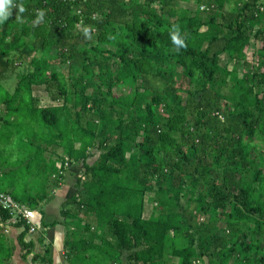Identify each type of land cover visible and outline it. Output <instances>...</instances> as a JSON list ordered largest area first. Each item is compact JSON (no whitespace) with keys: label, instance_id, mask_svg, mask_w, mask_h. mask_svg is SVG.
Masks as SVG:
<instances>
[{"label":"trees","instance_id":"obj_1","mask_svg":"<svg viewBox=\"0 0 264 264\" xmlns=\"http://www.w3.org/2000/svg\"><path fill=\"white\" fill-rule=\"evenodd\" d=\"M19 2L0 26V146L20 187L2 193L42 213L79 164L69 264H264V0ZM12 218L33 249L0 207V264Z\"/></svg>","mask_w":264,"mask_h":264},{"label":"crops","instance_id":"obj_2","mask_svg":"<svg viewBox=\"0 0 264 264\" xmlns=\"http://www.w3.org/2000/svg\"><path fill=\"white\" fill-rule=\"evenodd\" d=\"M4 162L6 161H3V163ZM9 162L10 160L6 163ZM3 163L2 160H0V175L1 173H7V171L13 167V164L6 166V164ZM77 166L79 168L78 163H65V172L63 173L64 177L62 182L57 188L53 190L52 188L48 189V191H51H49L47 199L40 203L39 208L41 207L42 213H40L39 210H29L27 207L22 205L24 209L29 212L36 227L35 232L29 231L24 237L25 242L32 241L33 243L32 252L27 256V258L22 257L23 247L19 245L17 241V235L21 229L11 226V223L15 221L13 218L9 221V225V222L7 223L5 226L7 236L13 240L15 245V249L12 253L11 264H69V255L67 253V249L65 248L66 226H64L61 222L60 212L63 209L64 202H66V200L74 194L75 180L72 178L76 176L75 173L78 172ZM3 186L8 189L10 188L5 182ZM0 194H3L2 190H0ZM42 223L44 225H42ZM45 250H47L46 253ZM44 253L47 255V262L43 263L38 260L33 261V259L36 258H33L34 254L43 258Z\"/></svg>","mask_w":264,"mask_h":264},{"label":"rangeland","instance_id":"obj_3","mask_svg":"<svg viewBox=\"0 0 264 264\" xmlns=\"http://www.w3.org/2000/svg\"><path fill=\"white\" fill-rule=\"evenodd\" d=\"M183 5H184V7H186V8H193V9H195L196 7H195V5L193 4V3H183ZM256 46H258L257 45V43H256ZM39 55V54H38ZM125 86H120L118 89H120V90H122V89H124L125 90ZM34 90H35V94L36 95H40L42 98H41V100L43 101V102H47L48 101V98L47 97H45V96H47V95H45L44 94V90L42 89V88H40V87H34ZM49 102V101H48ZM223 104H224V101H223ZM5 149V148H4ZM15 150V149H14ZM9 151H7V150H5V151H3V149H2V147L0 146V160H2V163H3V161H5L3 158H5L8 154H10V155H8V157H12L13 155H15V152H16V150L15 151H13L12 153H8ZM92 152L94 153L89 159H88V162H90V163H92L95 159H96V157L98 156V154H99V152L96 150V149H93L92 150ZM17 153V152H16ZM13 157H15V156H13ZM7 162V161H6ZM6 162H4L3 164H6ZM10 164H12V163H10ZM77 169H78V172L77 173H75L76 174V176L77 175H79V174H81V167H79L78 168V166H77ZM23 172H24V167H20L18 170H17V173H18V175H21V174H23ZM18 178V176H16L11 170H8L7 171V173H1V175H0V182H1V180L3 181V182H5V183H7L8 185H12V184H16L17 186H19L20 187V185H18L19 184V178ZM73 180H75V176L72 178ZM25 184H24V182H23V186H24ZM0 187H1V184H0ZM22 187V186H21ZM75 192V191H74ZM183 204H185V202H182ZM151 205L150 204H146L145 205V213H144V215L145 216H148L149 215V213H150V211H151ZM62 217H61V215H60V219H61ZM202 220H204V221H206V218L204 217H202ZM220 225L221 226H223L224 225V223H220Z\"/></svg>","mask_w":264,"mask_h":264},{"label":"clouds","instance_id":"obj_4","mask_svg":"<svg viewBox=\"0 0 264 264\" xmlns=\"http://www.w3.org/2000/svg\"><path fill=\"white\" fill-rule=\"evenodd\" d=\"M13 9L21 14L27 10L25 6L19 2V0H0V26H3L9 20ZM36 16L39 19H43L45 12L43 10H39L37 11ZM83 31L85 36H89L88 29H84ZM169 35L171 43L176 47L177 51L184 47V39L180 34L178 26H173Z\"/></svg>","mask_w":264,"mask_h":264},{"label":"built area","instance_id":"obj_5","mask_svg":"<svg viewBox=\"0 0 264 264\" xmlns=\"http://www.w3.org/2000/svg\"><path fill=\"white\" fill-rule=\"evenodd\" d=\"M0 207L3 209L13 210L17 214H21L25 219L26 224L29 225V231L35 232L36 227L31 219L29 212H27L22 205H19L18 203L12 201L8 195L0 194Z\"/></svg>","mask_w":264,"mask_h":264}]
</instances>
